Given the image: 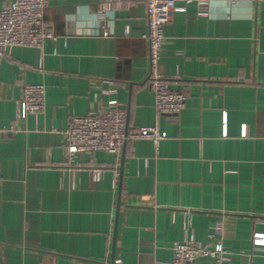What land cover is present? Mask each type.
I'll use <instances>...</instances> for the list:
<instances>
[{"label":"crops","instance_id":"0c3cea01","mask_svg":"<svg viewBox=\"0 0 264 264\" xmlns=\"http://www.w3.org/2000/svg\"><path fill=\"white\" fill-rule=\"evenodd\" d=\"M176 6L157 65L186 95L175 116H157L145 81L142 1L49 0L57 39L0 57V125L14 127L0 132V264H110L113 244L116 264H167L186 231L205 243L216 221L233 264H264V0ZM25 83L45 86V106L18 119ZM101 87L130 128L166 133L126 145L121 180V155L64 163L63 131Z\"/></svg>","mask_w":264,"mask_h":264},{"label":"built area","instance_id":"2783aa9c","mask_svg":"<svg viewBox=\"0 0 264 264\" xmlns=\"http://www.w3.org/2000/svg\"><path fill=\"white\" fill-rule=\"evenodd\" d=\"M100 6L109 4L121 5L127 1L145 3L146 27L141 33L148 49V73L146 83L154 93V108L157 116L177 115L185 105L186 95L169 85L168 79L158 72L157 65L161 56L164 41V26L170 22L171 14L177 10L176 0H95ZM205 1V0H200ZM49 0H3L0 7V57H7L14 46L43 47L45 41L56 40L57 36L50 31L44 20V10ZM104 33L106 31L103 29ZM125 33H129L126 27ZM94 100L98 105L86 115H73L64 129L65 164H80L79 157L96 151L120 156L127 144L139 139H148L157 148L166 133L158 124L130 128L128 113L119 105L100 103L101 96L111 89H92ZM21 109L17 118H24L30 113L41 111L45 106V86L41 83L22 85L18 101ZM14 127L0 125V132ZM52 131H56L52 127ZM94 173V179H97ZM222 236L220 221L209 227L208 241H195L193 234L186 231L184 238L175 241L172 246V259L167 264H233V255L225 253L219 243Z\"/></svg>","mask_w":264,"mask_h":264},{"label":"water","instance_id":"95a60500","mask_svg":"<svg viewBox=\"0 0 264 264\" xmlns=\"http://www.w3.org/2000/svg\"><path fill=\"white\" fill-rule=\"evenodd\" d=\"M124 151H125V148L123 149L122 154H121V165L119 167L120 180H121V174H122V162H123V157H124ZM115 235H116V225H115V228H114V235H113V242L114 243H115ZM113 253H114V244H113V250H112V256H111L110 264H116L115 261H114Z\"/></svg>","mask_w":264,"mask_h":264}]
</instances>
